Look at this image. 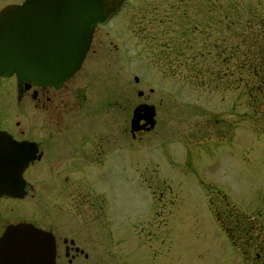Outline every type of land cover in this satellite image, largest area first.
<instances>
[{
    "label": "rangeland",
    "instance_id": "1",
    "mask_svg": "<svg viewBox=\"0 0 264 264\" xmlns=\"http://www.w3.org/2000/svg\"><path fill=\"white\" fill-rule=\"evenodd\" d=\"M11 76L0 80L9 122L55 131L53 117L81 107L88 128L108 142L116 132L86 188L109 264H264V0H125L56 87L83 93L69 108L17 103ZM143 101L155 123L132 137ZM51 218L42 205L40 221Z\"/></svg>",
    "mask_w": 264,
    "mask_h": 264
},
{
    "label": "flooded vegetation",
    "instance_id": "2",
    "mask_svg": "<svg viewBox=\"0 0 264 264\" xmlns=\"http://www.w3.org/2000/svg\"><path fill=\"white\" fill-rule=\"evenodd\" d=\"M22 1L9 2L19 4ZM3 4L0 8L8 2ZM11 77L14 78L15 86L11 94L14 95L15 91L14 98L17 103L22 96L28 94L34 107L55 111L60 103L69 108L70 103H66L68 99L75 104L80 99L77 96L83 99L81 91L77 93L69 90L66 97H61L55 91L62 87L56 89L51 85H39L24 80L17 82L15 75ZM1 79L7 77L0 76ZM138 91L137 95H141V90ZM148 106L153 105L143 101L131 109V117L138 118L133 125L136 130L131 131L129 123L132 137L140 130H148V124L140 126L144 123L142 117H147ZM77 110L74 114H65L50 120L57 127L62 124V128L41 132L45 128L40 125V118H32L30 127L27 126L28 122H23V117H16L9 122L3 115L4 101L2 93L0 94V264H30L29 258L25 262L31 250L29 244L33 246L36 242L39 243V238L23 235L24 232H34V229H8L9 225L19 223L30 224L48 233L54 245L53 264L112 262V256L105 248L103 228L98 227L101 223L99 213H87V210L92 209V204L87 202L86 188L97 185L94 182L101 176L104 168L108 144L115 145L112 150H117V134L115 132L112 142H108L107 138L104 139L103 127L97 131L88 128L81 117L83 109L80 107ZM115 125L117 126V117ZM8 136L23 145L17 149V154L30 155L25 164L8 165ZM11 160L15 161L14 158ZM88 171L95 175H87ZM45 204H49L52 218L48 222H41L40 208ZM100 206L101 204H97L98 208ZM94 220L97 226L92 227Z\"/></svg>",
    "mask_w": 264,
    "mask_h": 264
},
{
    "label": "water",
    "instance_id": "3",
    "mask_svg": "<svg viewBox=\"0 0 264 264\" xmlns=\"http://www.w3.org/2000/svg\"><path fill=\"white\" fill-rule=\"evenodd\" d=\"M124 1L23 0L3 6L0 8V76L13 74L17 82L58 87L79 68L94 26L108 21ZM148 107L147 117H142L144 123L140 125L148 124L147 129L154 124L153 106ZM137 121L138 118L131 117V131L137 129L133 126ZM8 141V165L25 164L30 155L17 154V149L23 147L21 142H14L10 136ZM13 228L34 229L23 235L39 238V243L29 244L31 250L25 262L29 258L30 264H53L54 245L47 232L27 223L8 226L9 230Z\"/></svg>",
    "mask_w": 264,
    "mask_h": 264
},
{
    "label": "trees",
    "instance_id": "4",
    "mask_svg": "<svg viewBox=\"0 0 264 264\" xmlns=\"http://www.w3.org/2000/svg\"><path fill=\"white\" fill-rule=\"evenodd\" d=\"M217 220H219V223L224 227V231L227 234V236L230 238L231 242H235V238L233 234L229 231V228L226 226L225 222L217 217Z\"/></svg>",
    "mask_w": 264,
    "mask_h": 264
},
{
    "label": "bare ground",
    "instance_id": "5",
    "mask_svg": "<svg viewBox=\"0 0 264 264\" xmlns=\"http://www.w3.org/2000/svg\"><path fill=\"white\" fill-rule=\"evenodd\" d=\"M136 115V114H135Z\"/></svg>",
    "mask_w": 264,
    "mask_h": 264
}]
</instances>
